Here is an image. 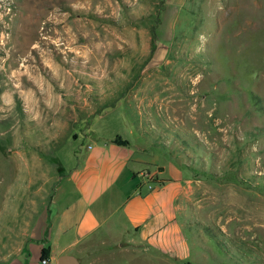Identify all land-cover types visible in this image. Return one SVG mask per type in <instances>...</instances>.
Segmentation results:
<instances>
[{
	"label": "rangeland",
	"instance_id": "rangeland-1",
	"mask_svg": "<svg viewBox=\"0 0 264 264\" xmlns=\"http://www.w3.org/2000/svg\"><path fill=\"white\" fill-rule=\"evenodd\" d=\"M115 138L191 180L195 255L123 264H264V0H0V258L85 141Z\"/></svg>",
	"mask_w": 264,
	"mask_h": 264
},
{
	"label": "crops",
	"instance_id": "crops-1",
	"mask_svg": "<svg viewBox=\"0 0 264 264\" xmlns=\"http://www.w3.org/2000/svg\"><path fill=\"white\" fill-rule=\"evenodd\" d=\"M149 143L85 141L76 151V163L57 178L51 196L37 210L31 203L24 209L29 213L23 235L8 240L18 246L0 264H27L21 259L29 249L35 254L29 264H43L44 257L47 264H57L62 254H80L87 264H123L121 257L131 248L159 261L190 260L195 254L179 213L191 180L181 171L162 176L153 170L157 164L144 157L154 147Z\"/></svg>",
	"mask_w": 264,
	"mask_h": 264
},
{
	"label": "water",
	"instance_id": "water-1",
	"mask_svg": "<svg viewBox=\"0 0 264 264\" xmlns=\"http://www.w3.org/2000/svg\"><path fill=\"white\" fill-rule=\"evenodd\" d=\"M57 264H80V262L74 255L62 254L58 257Z\"/></svg>",
	"mask_w": 264,
	"mask_h": 264
},
{
	"label": "built area",
	"instance_id": "built-area-1",
	"mask_svg": "<svg viewBox=\"0 0 264 264\" xmlns=\"http://www.w3.org/2000/svg\"><path fill=\"white\" fill-rule=\"evenodd\" d=\"M43 264H47L48 263V259L47 258H43L42 261H41Z\"/></svg>",
	"mask_w": 264,
	"mask_h": 264
},
{
	"label": "trees",
	"instance_id": "trees-1",
	"mask_svg": "<svg viewBox=\"0 0 264 264\" xmlns=\"http://www.w3.org/2000/svg\"><path fill=\"white\" fill-rule=\"evenodd\" d=\"M108 106H111V105H108ZM97 112H99V111H96V113H97ZM42 253H43V256H44V255L46 254V251L43 250Z\"/></svg>",
	"mask_w": 264,
	"mask_h": 264
},
{
	"label": "bare ground",
	"instance_id": "bare-ground-1",
	"mask_svg": "<svg viewBox=\"0 0 264 264\" xmlns=\"http://www.w3.org/2000/svg\"><path fill=\"white\" fill-rule=\"evenodd\" d=\"M46 34V33H45Z\"/></svg>",
	"mask_w": 264,
	"mask_h": 264
}]
</instances>
